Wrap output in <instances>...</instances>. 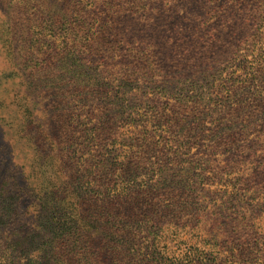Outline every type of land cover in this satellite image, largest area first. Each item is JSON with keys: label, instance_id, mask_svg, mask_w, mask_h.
I'll list each match as a JSON object with an SVG mask.
<instances>
[{"label": "trees", "instance_id": "1", "mask_svg": "<svg viewBox=\"0 0 264 264\" xmlns=\"http://www.w3.org/2000/svg\"><path fill=\"white\" fill-rule=\"evenodd\" d=\"M14 1L5 0L10 18L19 7L26 20L9 26L0 16V42L10 53L14 41L26 46L35 63L26 73L21 62L27 98L50 111L40 121L35 107L11 100L19 73L0 75V124L16 121L3 114L15 105L32 149L28 178L2 175L0 264H231L236 229L241 263L264 253L261 216L240 211L256 213L257 200L264 208V5L62 0L44 12ZM250 15L258 48L240 38L241 55L217 67L218 36ZM237 63L244 76L234 78ZM212 155L224 164L209 185L239 194L192 185ZM235 174L246 177L231 182ZM29 199L41 205L34 223L22 210Z\"/></svg>", "mask_w": 264, "mask_h": 264}, {"label": "rangeland", "instance_id": "2", "mask_svg": "<svg viewBox=\"0 0 264 264\" xmlns=\"http://www.w3.org/2000/svg\"><path fill=\"white\" fill-rule=\"evenodd\" d=\"M16 1L14 2L17 4ZM18 1H22V0H18ZM61 1L62 0H30L29 2H26V1L25 2L31 6H36L37 9H39L38 7L40 6V9L44 12H49V11L54 12L55 10L54 6L63 5V2L61 3ZM256 4L264 5V0H256ZM6 5H7V2H5V0H0V16L3 17V15L4 16L8 15L4 21L6 22V24L8 23V25L10 26L11 24L14 23V20L16 18L19 20H26L25 17L27 15L20 14L21 11L19 7H16V9L13 10V12H10L14 14V16L10 18L8 6ZM245 11L246 10H243L241 12H236V13L231 12V21L234 22L238 20L239 17H242L245 20V15H246ZM158 15H161V14H158ZM249 18H250V22L245 21L240 24H236L235 27L232 26L231 36H227L226 38H220L218 36L217 40L220 42L218 46H221L220 50L218 51V54L219 56H221V58H220V62L217 67L221 68L224 66V64H227L226 62L231 60V57L236 58V56L241 55L242 52H240L239 44H241L242 42L240 41V38H244L247 40L248 42L246 46L247 51H251L253 50V48H256V49L258 48L255 45L256 41L251 38V36L255 33V30H254L255 25L253 23L252 15H250L248 19ZM161 21L162 23H165L166 19L164 18V16ZM184 23L186 25H189L191 22L190 20H185ZM7 27L8 26L4 27V29H6ZM11 30H10V33H11ZM127 30L128 31H122L127 36L131 34V35L140 37L141 39L149 38L150 35L153 36V32L145 31L143 33H138L136 31H131L129 29ZM8 34H9V30H8ZM10 45L12 46L11 48L13 47L15 48L16 46H20V47H18V49L10 53V51L7 49V45L5 47V45H3L0 42V75L4 73H8L10 71H16L17 73H19L18 82L20 83L12 89L11 91L12 99L11 100H13L16 103L29 105V107H35L31 109L35 110V114L37 118L40 121H48L49 118H48L47 112L50 111V108H44V105L38 104V103H32L30 102V100H28L27 98L28 96L26 92V85H25V78L23 76V72L20 71L22 61L28 62L24 69V70H27L26 73H29V72L31 73L29 69L33 68L35 63L30 62L29 60H26L27 50H26V46H24L23 48L21 47L23 46V43L14 41ZM107 61H108L107 62L108 64L111 62L113 63L112 60H107ZM129 62L133 64L134 70L139 69L138 67L139 64H137L139 62H136L133 59L130 60ZM234 65L235 67H231V72L236 71L234 78L239 77L241 75L244 76L242 74V70L239 69V64L237 63ZM148 68H149V63L145 61L141 69L147 70ZM219 104H220L219 108H225L223 103L222 104L219 103ZM17 109L18 108H16L15 105L5 108V110L3 111V114L6 116V118L14 117L16 118V121L9 123L7 128H4L0 124V164H1L0 166L2 169L0 172V186L2 182V175H4L5 177L9 176L10 174V171H8L9 169H12L13 172H17L16 179L19 182L22 181L23 179L28 178L29 174L31 173V166L28 160H31L32 149L26 146L24 144L25 142L21 141L20 136L18 135V129H19L18 126H19L20 117L17 118L18 116ZM220 160L221 159L219 156L212 155L211 161L208 167L209 170H207L205 174L195 182L192 178L191 179L192 185H197L198 188H204L206 189V191H211V192L227 190L231 192V196L239 194L238 192L237 193L233 192L232 184H231V187H224V188H221L218 186L214 187V186L209 185V183L212 180V177L214 176V172H216L220 168V165L224 164L223 159H222L223 162H221ZM238 177H240L239 179H242V178L245 179L246 176L235 174V175L230 176L229 179H231V182H232V181H235V179H237ZM240 192L243 193L242 191ZM233 203H236V201H233ZM260 205H261V201H258V200L252 204V208L256 213H253V212L251 213L247 209H240V211L244 212V214H246L247 217L252 214L255 216L260 215L262 217V218L260 217L258 224H260L259 226H261V232H262L261 234L264 236V208H261ZM26 209L31 210L32 214L30 217V221L34 223L33 217L36 215L37 212L41 210V205L29 199V200L24 201L23 203L22 210H26ZM231 223H232V220H231ZM237 234H238L237 229L231 231V236H233V238H231V248H233V250L231 251V264H243L241 262L244 259V256L240 255L238 248H237V245L240 244V242L236 240ZM237 237L239 238V235ZM261 248H264V244L262 243H261ZM227 255H228L227 252L221 253L219 256V262H221L222 259L224 262V258H227ZM263 258H264V253L262 254L255 253L254 256L250 258V261H253V263L251 264H264ZM226 264H229V263H226Z\"/></svg>", "mask_w": 264, "mask_h": 264}]
</instances>
